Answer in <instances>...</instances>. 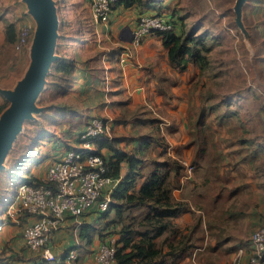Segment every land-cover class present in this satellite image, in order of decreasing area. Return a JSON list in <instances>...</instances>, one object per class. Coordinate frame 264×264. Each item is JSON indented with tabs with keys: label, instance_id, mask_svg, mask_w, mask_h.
Instances as JSON below:
<instances>
[{
	"label": "crops",
	"instance_id": "0c3cea01",
	"mask_svg": "<svg viewBox=\"0 0 264 264\" xmlns=\"http://www.w3.org/2000/svg\"><path fill=\"white\" fill-rule=\"evenodd\" d=\"M12 1L0 0L1 47H12V44L4 42V24L8 21L14 22L17 29L21 23L25 22L20 23L21 19L18 17V11L5 8ZM21 2L24 3L23 0ZM24 6L22 9L23 12H26V14L24 13V18H27L25 3ZM180 6V0H142L138 4L125 7L112 4L105 20H94L91 18L92 41H89V44L84 41L83 58L81 56L79 61L74 59L75 66L70 71V76L75 78L74 81L80 79L82 81L81 84L85 83L86 93H90L92 90L88 95V99L92 103L95 102L94 104L98 103V105H93L90 108V115L98 114L112 117L111 113H117L122 110L121 108L124 105L126 107H132L136 104L145 106L143 104H146L148 99L154 107L165 113L162 114L157 111V114L162 118L161 132L168 142V152L182 157L180 159L188 163L192 155V149L188 145H183L189 136V119L187 118L189 105L185 101V92L182 88L185 83L183 81L179 82L180 79H176L175 75H178L181 70L167 61L166 48L161 38L152 32H148L138 43L130 45L131 55L124 63L120 64L116 57L117 49L127 44L130 28L134 26L140 14L159 13L171 19H176L180 15L184 16L185 24H187L188 20L193 22L196 19L195 16L202 17L205 15L206 17L204 13L200 15L190 10L182 13ZM11 13H13V17H10ZM205 20L206 18H204ZM12 49L19 53L23 51ZM24 49L28 52L29 47L27 49L24 47ZM95 51L97 56L94 53ZM9 62L11 63L10 55H7L6 58L2 57L0 69H3L4 66H7L8 69ZM104 75H106V78H104ZM162 76L164 77L162 78ZM159 85L164 91L159 90ZM80 88L84 87L81 85ZM123 102L124 105L121 104ZM169 118L171 119L169 120ZM130 123L131 119L130 122H125L122 129L118 127L120 125L118 123H115V127H112V129L110 128V134L112 135L127 136L120 142L123 148L129 147L135 140L131 137L133 130L130 128ZM163 123L165 129L163 128ZM81 126L82 124L77 128L79 129ZM120 130H123V132ZM128 130H130L131 134H129ZM59 134L63 136L67 135V132L61 129V132L54 137L44 136L39 141L42 146L40 145V148L36 147V154L32 153V155L28 156L23 166L18 169V172L23 175L31 174L34 177L41 178L44 174L45 165L58 158L62 153L63 143L59 138H55ZM105 151L106 148L102 147L101 152L105 153ZM260 158L261 156L256 160ZM223 161L227 162L226 159ZM254 162L255 160L239 162L237 169H232L227 175H222L224 178L220 190V186H215L211 178H208L205 173L199 172L202 169H199L198 172L193 169L190 177L182 178L181 176L180 186L173 189V194L176 198L188 199L191 206L190 210L173 217L174 222L180 227H186L199 216V229L204 235L202 244L204 249L207 244L218 245L220 239H225L229 236L227 245L232 240V243L230 242L231 244H229L232 245V249L227 252V255L220 254L221 257L228 258L229 262L232 257L231 252L236 245H239L242 241L243 244L248 246V241L246 240L252 227L255 224L264 223V189L260 184L257 185L256 181L255 183L251 181L253 170H255L251 164ZM243 164L245 166H241ZM257 168L259 169V167ZM242 170H244L243 183L245 186H242V183L238 181L240 174H237V171L242 173ZM124 171L125 166L122 164L121 172ZM185 171H187L186 167ZM196 172L202 178L199 182ZM221 173L222 168H220ZM259 174L261 176L264 173L259 171ZM238 183V188L228 193V188ZM261 184L263 185L262 181ZM244 193L249 196L247 201H244ZM214 196H217L215 203L212 206L205 207V209H209L208 212H205L201 204L204 205V199H211ZM8 197L0 194V216L3 213L1 210L8 204L6 201ZM253 197L257 199L253 201ZM234 200L235 202L232 204L231 201ZM225 208L232 213L229 215L222 213V209L224 211ZM14 215H16L15 221H7L0 224V250L2 251L0 264H34L42 261L40 248L26 245L20 236L21 228L34 220L35 216L26 213H15ZM76 219H79L77 231L72 232L71 228ZM84 223H91L94 226L101 225L98 211L90 210L87 213L76 216V218L64 215L58 226L52 230L46 244L57 258L62 257L66 249L72 246L75 249L78 260L81 259L90 264H96L93 253L99 241L102 239L114 241L117 236L115 229L118 225H115L113 230L102 229L101 235L94 231L90 240L85 242L83 237L78 236V229ZM6 240L10 241L11 245ZM202 247L195 246L194 248L201 249ZM7 248L10 251L6 254ZM247 252L248 249H244L243 260L246 259ZM221 257L220 260L217 261L216 259L215 262L218 264L224 263L221 261ZM187 259V257L183 258L178 264H183ZM198 259L203 264V254Z\"/></svg>",
	"mask_w": 264,
	"mask_h": 264
},
{
	"label": "trees",
	"instance_id": "16d2710c",
	"mask_svg": "<svg viewBox=\"0 0 264 264\" xmlns=\"http://www.w3.org/2000/svg\"><path fill=\"white\" fill-rule=\"evenodd\" d=\"M141 1L114 0L112 4L125 7L138 4ZM204 18H206L205 15L197 17L196 21L194 20L190 26L186 27L184 16L179 15L176 19L169 18L172 22L171 28L152 31L161 38L166 48L167 61L179 70L186 69L190 64L202 71L209 65L208 52L211 44L207 41V36L204 33H197L201 25L204 24L203 22H205ZM16 32L14 22H6L4 24V42L13 44ZM74 66L75 62L73 60L65 55H60L50 64L47 75L51 76V79L48 83H56L53 76L70 75V71ZM159 90L164 91L160 85ZM198 90L200 94L199 105L191 103L188 106L190 109L188 117L193 121L188 126L189 136L183 145H188L192 149L189 163L193 166V169H202L199 172L205 173L208 178H211L215 186H220V190L224 178L222 175H227L232 169H237L239 162L254 161L260 156L264 149V136L263 144L258 148H254L246 145L245 139L242 137L245 135H237L236 157L234 160L230 159L224 162L222 158L224 145L222 139H220L224 137L215 133L217 127L227 124L225 116L229 118L231 113L222 112L219 113L221 115L213 119L211 116L212 106L206 103L207 93H204L201 88ZM42 91L43 89L39 94ZM5 104L6 102L2 99L0 101V111ZM257 104L262 112L261 122L264 124V101L259 99ZM139 106L142 111L147 109L145 106ZM47 107L52 108L48 114L44 112L48 109ZM45 108L41 109L39 113L42 112L43 117L48 119L46 123L53 126L57 120L54 113H62L63 110L70 113V109L67 110L64 105L48 103ZM92 115L94 114L85 119L81 128H72L71 130L75 129L74 133L70 131L67 132V135L61 136L59 134L55 137L63 143L62 153L66 148L76 147L82 156L91 153L100 154L104 165L103 174L116 178L106 208L96 210L99 213L101 225L94 226L91 223H84L78 229V236L83 237L85 242H88L94 231L101 235L102 229L113 230V226L118 225L115 229L117 236L114 240L113 256L115 264H178L185 257L189 260L194 247L203 244L204 235L199 229V216L186 227H180L173 220V217L190 210L191 206L188 199L176 198L173 194V189L181 184V176L185 171L186 164L183 163L180 156L168 152V142L161 132L162 120L158 116L150 115L148 111L142 112L140 116H133L130 123L131 127L138 124L148 129L135 136L134 142L126 148L120 145L125 136L112 134L88 137L91 147H79V133ZM102 117L106 118L107 116ZM109 118L111 124L112 117ZM27 121L32 122V119ZM113 121L118 120L115 117ZM228 124L231 128H237L230 122ZM37 129L31 143L27 146V152L17 160L18 165H16L17 171L13 179L14 182L18 180L29 183L43 182L39 177H34L31 174L23 175L18 172V169L23 165V161L25 162L27 157L32 155L29 146L34 139L40 141L44 136L54 137L58 134L54 128H48L43 123L39 124ZM209 129L211 133L207 137L206 131ZM72 134L73 136H71ZM233 134H237V131L234 130ZM102 147L106 148L105 153L101 152ZM243 149L245 151H242ZM36 151L35 147L34 155ZM178 151L180 152V150ZM122 164L125 166L124 172H121ZM220 168H222L221 174ZM238 185L239 183L229 187L228 193L235 191ZM216 198L217 196L204 199L205 203L201 206L205 212L209 211L205 207L212 206ZM234 202L235 200L231 201L232 204ZM1 212H4V209ZM222 213L229 215L232 212L225 208L224 211L222 209ZM223 240L220 239L219 243H223ZM218 248L219 244L212 245L209 243L207 248L204 249L203 263L214 264L215 257L218 256L216 253ZM231 249V245H225L222 248L224 253ZM34 264L48 263L42 260Z\"/></svg>",
	"mask_w": 264,
	"mask_h": 264
},
{
	"label": "rangeland",
	"instance_id": "374dc122",
	"mask_svg": "<svg viewBox=\"0 0 264 264\" xmlns=\"http://www.w3.org/2000/svg\"><path fill=\"white\" fill-rule=\"evenodd\" d=\"M53 3L57 19L56 39L53 52L57 55V58H59L60 55H65L73 61L74 59L79 61L84 53L83 47L85 42L89 44V41H92L90 29L91 16L88 9V1L53 0ZM233 4L234 0H180L182 13H186L187 10H190L200 15L203 13L206 14V20L197 33L202 32L207 36V41L211 44V48L208 52L209 65L204 70L199 71L189 64L186 69L181 70L178 75H175L177 80L180 79L179 82L183 81L185 83L182 85V88L185 92V101H187L188 105L191 103L193 105H199L200 94L198 93V89L201 88L204 93H207L206 103L212 106L211 116L213 119L221 115L219 113H231L229 118L225 116L227 124L217 127V132L215 133L216 135H222L224 137L220 138L224 145L222 158L227 161L230 159L234 160L237 154L235 150V146L238 143L236 139L237 135H245L242 137H244L246 145H250L254 148H258L263 144L262 141L264 136V124L261 122L262 112L259 110L257 104L259 99L264 101V1L245 0L241 9L240 23H238L235 18ZM24 7V3L21 2V0H13L12 3L7 4L5 8L18 11V17L21 19L20 23L25 21L24 23H27L30 27L28 45L24 46L27 49L35 26V20L28 11V17L24 18V13L26 14V12L22 10ZM10 17H13V13L10 14ZM195 17L197 18L198 16ZM190 21L191 20H188L186 27L192 24V21ZM24 47L20 49L23 51L19 53L14 51L12 49L13 47L0 46V62L2 57L6 58L7 55H10L11 59L8 69L7 66L0 69V88H12L15 81L23 74L29 59L28 52H26ZM94 53H96L95 55L97 56V52L95 51ZM47 73L45 74V80L41 87L43 91L39 94L41 91L40 89L34 100L35 105L39 107V109L37 111H32L30 117L23 119L19 130L16 132L3 158L2 166L0 167V194L9 196L8 199L12 197L16 185L13 179L17 171V160L22 154L27 152V146L31 143L32 137L35 135L34 132L38 130L37 127L39 124L43 123V125L48 128H54L57 133H60L61 129L66 132L72 131V133H74L75 129H77L75 127L80 126L90 115V108L93 105H98V103L94 104L95 102L92 103L89 101L88 95L92 90L90 93H86V85L85 83L81 84L82 81L80 79L78 82L77 80L74 81L75 78H72L68 74L64 76L60 74L59 76H53L56 83L49 84L48 82L51 76L47 75ZM81 85L84 88H80ZM2 99L6 102V106L7 100L0 93V101ZM48 103L64 105L67 110L70 109V113L64 110L62 113L56 112L54 113V115L56 114L55 118H57L54 123L55 125L48 124L46 123L48 119L43 117L42 112L39 113L41 109H46L45 106ZM121 104L124 105V102ZM143 105L147 107L145 111H148L150 115L153 114L162 119L157 114V111H159L158 108L154 107L148 99L147 103ZM130 107L131 106L126 107V105H124L121 108L122 110L117 113H111L112 120L110 128L115 127V123H118L120 124L118 127L122 129L125 122H130L133 116H140L142 112H145L142 111L141 107L137 104ZM47 108L48 109L44 110V112L48 114L49 110L51 111L52 108ZM160 112L165 114L162 111H159V113ZM189 113L190 109L188 108V119ZM115 117L118 121H113ZM30 119H32V122L27 121ZM170 119L171 118H169V120ZM192 121L193 120L189 119L188 124ZM228 122L235 125L237 128H231ZM72 128L75 129L71 130ZM130 128L133 130V135L131 137L134 139L139 133L145 132L148 129L138 124L132 127L130 126ZM163 128L165 129L164 123ZM234 130L237 131V134H233ZM120 131L123 132V130ZM128 132L131 134L130 130H128ZM210 133V129L206 131L207 137H209ZM71 136H73V134ZM124 136V138L127 137L126 135ZM40 145L38 139L37 141L34 139L33 143L29 146L31 154L35 153V147L38 146L37 148H40ZM242 151L245 150L243 149ZM260 156L261 158L259 160H255V162L251 164L255 169L253 170L251 181L252 183L256 181L257 185L260 184L264 189V174L261 176L259 174V171L264 173V149ZM22 164H24V161ZM245 165L243 164L241 166ZM257 167H259V169ZM195 170L197 172L199 171V169L196 168ZM197 172L196 175L199 182L202 178ZM185 173L186 171L183 172V174ZM237 174H240L238 181L242 183V186H245L243 183L244 170H242V173L237 171ZM244 196V201H247V197L249 196L245 195V193ZM8 199L6 201L10 202ZM256 199L257 198L253 197V201ZM254 226H256V224ZM228 239L229 236L222 241L223 243H219V248L216 252L218 256L215 257L217 261L220 260L221 253H223L222 255H227V253L224 254L222 248L224 245H227ZM246 241H248V246L243 244L242 241V244L240 243L235 246L231 252L232 257L230 262L228 258L221 257V261L224 262L221 264H236L235 258L238 255H241L242 258L244 249L249 248V239ZM230 242L232 243V240H230ZM230 242L229 244H231ZM7 243L11 245L10 241H7ZM205 248H207V246ZM9 251L10 249L7 248L5 253H9ZM204 251V247L201 249L194 248L192 251L194 254L192 253L191 258L184 261L183 264H201L198 258ZM0 255H2L1 250ZM214 264L218 263L214 260Z\"/></svg>",
	"mask_w": 264,
	"mask_h": 264
},
{
	"label": "built area",
	"instance_id": "2783aa9c",
	"mask_svg": "<svg viewBox=\"0 0 264 264\" xmlns=\"http://www.w3.org/2000/svg\"><path fill=\"white\" fill-rule=\"evenodd\" d=\"M114 0H88L89 13L94 20H105ZM172 27L169 18L162 14H140L129 31L127 44L116 51L117 61L122 64L130 57V45H134L145 34L154 30ZM30 27L21 23L17 29L12 47L16 50L28 45ZM106 78V75H104ZM110 118L94 114L90 116L79 133V147H91L88 137L110 134ZM186 173L182 178L191 176L193 166L186 163ZM104 165L100 154L91 153L82 156L76 147L66 148L61 156L45 165L43 182L29 183L18 180L13 195L4 208L0 224L15 221V213L35 216L34 220L21 229L24 243L30 247H39L40 254L48 264H90L76 258L74 247H69L63 256L57 258L48 247L47 240L64 215L79 216L87 210L106 208L110 191L116 178L103 174ZM79 219L72 225L77 231ZM249 248L246 259L241 255L235 258L236 264H264V223L254 226L249 233ZM197 248V247H196ZM195 248V249H196ZM114 241L100 240L93 253L96 264H115Z\"/></svg>",
	"mask_w": 264,
	"mask_h": 264
},
{
	"label": "water",
	"instance_id": "95a60500",
	"mask_svg": "<svg viewBox=\"0 0 264 264\" xmlns=\"http://www.w3.org/2000/svg\"><path fill=\"white\" fill-rule=\"evenodd\" d=\"M27 11L35 20L29 49L28 63L12 88H0L7 105L0 111V167L16 132L24 118L37 111L35 97L41 89L51 62L57 58L53 52L56 39V12L53 0H23ZM245 0H234L233 9L238 23Z\"/></svg>",
	"mask_w": 264,
	"mask_h": 264
}]
</instances>
